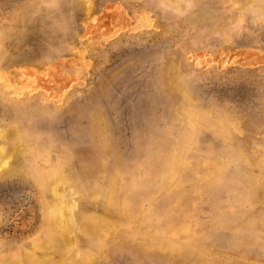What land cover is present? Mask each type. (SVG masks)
<instances>
[{
  "label": "rangeland",
  "instance_id": "374dc122",
  "mask_svg": "<svg viewBox=\"0 0 264 264\" xmlns=\"http://www.w3.org/2000/svg\"><path fill=\"white\" fill-rule=\"evenodd\" d=\"M1 129L0 263L264 264V0H0Z\"/></svg>",
  "mask_w": 264,
  "mask_h": 264
},
{
  "label": "bare ground",
  "instance_id": "6f19581e",
  "mask_svg": "<svg viewBox=\"0 0 264 264\" xmlns=\"http://www.w3.org/2000/svg\"><path fill=\"white\" fill-rule=\"evenodd\" d=\"M4 130V128H2ZM0 130L3 132V130ZM9 130V129H8ZM14 132V131H13ZM13 137V136H12ZM8 141V140H7ZM9 144V142H8ZM7 144V145H8ZM18 145V144H17ZM9 147V146H8ZM16 147V145H15ZM15 150V148H14ZM22 150V149H21ZM15 153V152H14ZM17 154V153H16ZM17 156V155H16ZM16 158V157H15ZM8 161H6L4 159V157L0 156V173H2V171L4 170L3 169V166L2 164H7ZM13 163V162H12ZM11 165V164H10ZM10 168V167H9ZM10 171V170H9ZM12 172V171H10ZM58 176V174H56ZM61 178V177H60ZM56 179V178H55ZM61 180V179H60ZM62 182V181H61ZM58 183V182H57ZM57 185V184H56ZM59 185V184H58ZM50 187V186H49ZM48 189V188H47ZM54 200L56 202V206L53 210L54 212V215L56 216V221L57 223H64V224H67V222H64L66 220V214L68 213H71L72 211V207H73V204H75V201H74V196L73 194H70V193H67V194H64L62 193V191L59 190V188H56L54 191ZM100 194V193H99ZM45 195V194H44ZM53 196V195H52ZM49 199V198H48ZM53 201V200H52ZM43 203V202H42ZM50 203V202H49ZM52 203V202H51ZM82 204V203H81ZM80 205V204H79ZM83 205V204H82ZM86 205V204H85ZM88 210V209H86ZM95 210V209H94ZM92 209V211H94ZM100 210V209H99ZM80 211V210H79ZM84 211V210H83ZM101 211V210H100ZM79 213V212H78ZM97 213V212H96ZM83 214V213H82ZM85 214V213H84ZM54 216V217H55ZM82 217V216H81ZM97 217V216H95ZM107 219H109L110 223L112 224V226L110 228H113V230L115 229V227H118V225L114 224V220H112L111 217H108ZM85 220V219H84ZM98 220V219H97ZM87 220H85L86 222ZM93 221V220H91ZM90 222V221H89ZM56 223V225H57ZM86 224V223H85ZM91 225V224H90ZM110 225V224H109ZM50 226V225H49ZM50 228V227H48ZM90 228V227H89ZM97 228V227H96ZM51 229V228H50ZM74 229H76V227H66L64 228L63 230V233L65 234V236L67 237V245L69 247L73 246L74 245V236H73V231ZM80 229V227H79ZM95 229V228H94ZM118 229V228H117ZM109 230V229H108ZM50 231V230H49ZM93 231V230H92ZM84 232V231H82ZM87 232V231H86ZM96 233H97V230H96ZM123 233V232H122ZM101 234V233H99ZM113 234V233H112ZM79 235V233H78ZM77 235V237H79ZM86 235V234H85ZM104 235H106L105 237L108 239V237L111 235V232H106ZM115 235V234H114ZM98 236V235H97ZM113 236V235H112ZM48 237V236H47ZM55 237V236H54ZM53 237V238H54ZM61 238V236H59ZM36 238V237H35ZM96 238V237H95ZM48 239V238H47ZM43 240L42 242H40L39 244H37V246H31L30 247V252L29 253H26V254H22V252H16L14 254H12L10 257L7 256L5 258V260L1 261L0 264H46V257L47 255L49 254L50 250L53 249V244L52 242H50L49 240ZM98 239V237H97ZM79 240V239H78ZM110 241V239H108ZM119 240V239H118ZM91 241V240H90ZM35 242V241H34ZM54 242V241H53ZM78 242V241H77ZM79 243V242H78ZM36 244V243H35ZM117 244V243H116ZM55 246V245H54ZM110 246V245H109ZM83 247V246H82ZM57 249V248H56ZM2 250V249H1ZM81 250V249H80ZM88 252V251H87ZM211 253V252H210ZM101 254V253H100ZM82 255V254H81ZM81 255H79L77 257V260H78V264H94L95 261H96V258L94 257L95 255H86L85 256V253L83 254L85 257H81ZM234 255V254H233ZM35 256H40L42 258H40L39 260L35 259H31L32 257H35ZM97 256V255H96ZM101 256V255H100ZM240 256V255H239ZM234 257V256H233ZM100 258V257H99ZM210 259V258H208ZM102 260V259H101ZM99 261V260H98ZM31 262V263H30ZM102 264V263H101Z\"/></svg>",
  "mask_w": 264,
  "mask_h": 264
}]
</instances>
